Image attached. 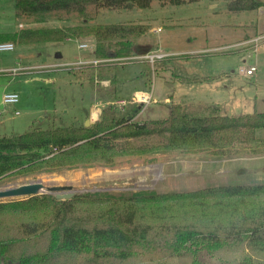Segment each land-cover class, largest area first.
Instances as JSON below:
<instances>
[{
    "label": "trees",
    "instance_id": "1",
    "mask_svg": "<svg viewBox=\"0 0 264 264\" xmlns=\"http://www.w3.org/2000/svg\"><path fill=\"white\" fill-rule=\"evenodd\" d=\"M153 0H15L18 17L42 21L53 11L85 15L89 5L147 8ZM182 4L194 0H159ZM230 11L255 10L261 0H228ZM138 23L67 28H21L17 44L92 35L98 59L147 53ZM6 37L5 39H9ZM100 80L115 82L113 74ZM139 109V108H138ZM114 107L91 126L33 127L0 135V180L43 172L116 166L132 154H264V111L193 116L172 103L166 118L132 121ZM154 137L152 146L131 139ZM6 213L12 214L7 220ZM21 213H27L24 218ZM239 251V254L235 252ZM264 182L167 192H93L68 199L54 194L0 200V264H264ZM257 254V255H256ZM264 256V255H261Z\"/></svg>",
    "mask_w": 264,
    "mask_h": 264
},
{
    "label": "rangeland",
    "instance_id": "2",
    "mask_svg": "<svg viewBox=\"0 0 264 264\" xmlns=\"http://www.w3.org/2000/svg\"><path fill=\"white\" fill-rule=\"evenodd\" d=\"M227 2L194 0L172 4L153 0L147 8L92 4L85 15L57 10L37 21L32 16L16 17L15 0H0V25L10 23L15 29H42L138 23L149 28L136 42L155 44V50L151 46L147 53L98 59L93 56L96 39L92 35L18 45L11 36L2 40L13 42L15 48L0 52V68H7L5 72L0 70V135L53 125L91 126L110 106L119 116L126 117L139 108L132 121L166 118L172 103L182 104L193 116H208L215 111L235 116L264 111V36L257 40L256 51L251 50L254 57H248L240 43L245 33L254 32L257 27L258 33L264 34V15L260 9L230 11ZM154 26L163 29L153 31ZM81 43L87 46L80 47ZM58 53L62 57H56ZM155 54L162 57L155 56L152 60ZM249 64L258 67L253 75L241 71ZM108 72L115 77L112 84L110 80H100ZM4 88L18 91L20 102L5 107ZM150 90L153 95L150 103L131 99L139 91ZM122 98L129 100L126 105L118 104ZM15 110L20 113L16 114ZM94 111H98L95 116ZM131 141L139 147L157 142L154 137ZM35 180H41L47 187L71 185L75 194L167 192L251 184L264 182V154L218 156L180 150L136 153L113 167L90 165L15 180L3 177L0 189ZM21 215L27 218V213ZM11 216L6 213L2 218L7 220ZM235 252L239 254L238 250ZM261 255L264 252L257 255L264 259ZM213 263L221 264L218 259Z\"/></svg>",
    "mask_w": 264,
    "mask_h": 264
},
{
    "label": "water",
    "instance_id": "3",
    "mask_svg": "<svg viewBox=\"0 0 264 264\" xmlns=\"http://www.w3.org/2000/svg\"><path fill=\"white\" fill-rule=\"evenodd\" d=\"M58 53L56 57H61ZM88 120L86 121V125ZM63 191V192H60ZM43 193H53L55 197L61 199H68L75 195L71 185H57L47 187L41 180L30 181L27 183L16 184L7 186L0 189V198H14V197H30ZM12 264V263H9Z\"/></svg>",
    "mask_w": 264,
    "mask_h": 264
},
{
    "label": "built area",
    "instance_id": "4",
    "mask_svg": "<svg viewBox=\"0 0 264 264\" xmlns=\"http://www.w3.org/2000/svg\"><path fill=\"white\" fill-rule=\"evenodd\" d=\"M87 43H81L80 47H86ZM15 48V44L11 41H0V52L2 51H11ZM162 57L161 54L152 55L151 58L154 60L156 57ZM256 70V66H250L248 68H241L242 72H246L247 74H253ZM20 94L15 90H5L2 94V103L6 107L7 105H16L20 102ZM135 102L140 103H150L153 100L152 91H139L131 98ZM129 101V100H128ZM126 99H118V104L123 106L126 105L128 102ZM16 114H19V110H15ZM1 114V113H0Z\"/></svg>",
    "mask_w": 264,
    "mask_h": 264
},
{
    "label": "crops",
    "instance_id": "5",
    "mask_svg": "<svg viewBox=\"0 0 264 264\" xmlns=\"http://www.w3.org/2000/svg\"><path fill=\"white\" fill-rule=\"evenodd\" d=\"M14 5H15V3H14ZM258 9H260L261 14L264 15V5H262ZM241 11H243V10H241ZM233 12H236V11H233ZM14 15L16 17H18L16 15V5H15ZM19 24H21V23H19ZM19 29L20 28H18V29L11 28V24L10 23H7L6 25H0V41L5 40L6 37L12 36V34H15ZM162 29H163L162 27H156V26H154L151 30H153V31H160L161 32ZM258 32L259 31H258V27H257V30L256 31L251 32V33H245L244 39H242V41L240 42V43H242L244 45V47L246 49V54L248 55V57H254V54L252 53L251 50L256 51V42H257V40L262 39V37L264 36V34H261V33H258ZM66 40H70V39H66ZM139 43H141V42H139ZM25 44H33V43H25ZM146 44H150L151 46H153L152 51L155 50V48H154L155 47V44L154 43H151V42L148 41ZM16 45H18V44H16ZM205 49H207V48H205ZM205 49H200V50H205ZM208 49H210V48H208ZM93 56H95V55H93ZM250 66H256V65L255 64H249L248 67H250ZM6 69L7 68H0V70L3 71V72L7 71ZM257 70H258V67L256 66L255 72ZM253 74H249V75H253ZM5 90H11V89L4 88L2 92H4ZM13 90H15V89H13Z\"/></svg>",
    "mask_w": 264,
    "mask_h": 264
},
{
    "label": "bare ground",
    "instance_id": "6",
    "mask_svg": "<svg viewBox=\"0 0 264 264\" xmlns=\"http://www.w3.org/2000/svg\"><path fill=\"white\" fill-rule=\"evenodd\" d=\"M97 112H98V111H94V112H93V115L95 116L96 114H98Z\"/></svg>",
    "mask_w": 264,
    "mask_h": 264
}]
</instances>
